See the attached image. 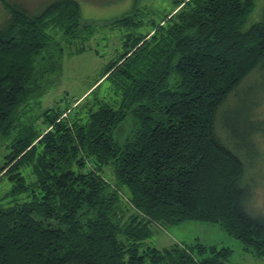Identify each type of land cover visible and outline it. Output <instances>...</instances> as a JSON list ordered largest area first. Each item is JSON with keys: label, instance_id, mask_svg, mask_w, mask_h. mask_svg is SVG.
Wrapping results in <instances>:
<instances>
[{"label": "trees", "instance_id": "obj_1", "mask_svg": "<svg viewBox=\"0 0 264 264\" xmlns=\"http://www.w3.org/2000/svg\"><path fill=\"white\" fill-rule=\"evenodd\" d=\"M257 1L173 0L147 33L133 8L104 25L126 30L124 51L89 91L44 108L96 24L76 0L34 15L0 0V264H227L229 248L201 243L142 250L153 227L185 222L217 224L264 257V216L246 208L252 167L216 131L264 66V16L247 27ZM253 117L224 122L230 138Z\"/></svg>", "mask_w": 264, "mask_h": 264}, {"label": "rangeland", "instance_id": "obj_2", "mask_svg": "<svg viewBox=\"0 0 264 264\" xmlns=\"http://www.w3.org/2000/svg\"><path fill=\"white\" fill-rule=\"evenodd\" d=\"M5 1L20 5L34 15L41 12L46 4L54 0ZM76 1L81 6L83 19L93 21L96 24L97 31L94 38L87 42L86 52L74 56L67 55L64 58L62 70L59 76L56 77V87L45 98L44 108L52 106L64 92H69L72 97L76 98L85 95L93 82L101 75L105 66L124 51L123 41L126 30L121 27H106L104 26L106 23L125 16L136 7L137 12L147 13L143 19L145 26L140 30L142 33H147L151 29L148 24L158 22L160 17L168 14L173 7V0H139L136 5H134V0ZM263 16L264 0H258L255 10L248 19L247 27L261 21ZM8 18V11L0 4V25ZM263 68L264 66L252 73L239 90L229 97L216 119V131L220 140L234 152V143H236L241 151L235 153L245 162L246 157L252 167L250 169L246 162L248 168L245 183L251 187V196L246 208L253 216H264ZM249 113H253L254 117L249 119L247 126L242 123L238 131L230 132L233 137L231 139L229 132L224 127V122L228 121L230 127H235L233 123L236 121L240 123V121L249 118ZM257 129L260 131H257ZM108 179L110 180L109 176ZM9 191L10 185L5 180L0 185V199L8 197ZM123 194L129 195L127 189H123ZM173 243L184 245L201 243L208 246H217L219 249L229 248L232 253L226 262L227 264H264V257L255 255L252 250H246L239 240L227 234L219 225L201 222H185L177 226L162 228L153 227V235L145 241L142 250L147 246L163 249Z\"/></svg>", "mask_w": 264, "mask_h": 264}]
</instances>
